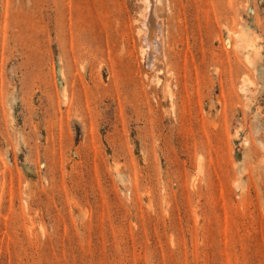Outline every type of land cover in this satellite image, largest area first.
I'll return each mask as SVG.
<instances>
[{
	"label": "rangeland",
	"instance_id": "obj_1",
	"mask_svg": "<svg viewBox=\"0 0 264 264\" xmlns=\"http://www.w3.org/2000/svg\"><path fill=\"white\" fill-rule=\"evenodd\" d=\"M144 1L0 0V264H264V0Z\"/></svg>",
	"mask_w": 264,
	"mask_h": 264
},
{
	"label": "bare ground",
	"instance_id": "obj_2",
	"mask_svg": "<svg viewBox=\"0 0 264 264\" xmlns=\"http://www.w3.org/2000/svg\"><path fill=\"white\" fill-rule=\"evenodd\" d=\"M159 0H154V2H158ZM152 0H148V1H144V7H145V10L143 11V12H145V13H143V19H142V21L140 22V24H142L141 26L143 27H141L142 28V30L143 29H145L144 28V26L147 28V27H149V25H150V18H153V16H151V15H154V12H153V8L156 6H152ZM154 5V4H153ZM155 9V8H154ZM156 20V19H155ZM159 21H161L160 19H159ZM152 22H153V20H152ZM161 23V22H160ZM157 24H155V26H156ZM154 26V27H155ZM160 26V25H159ZM140 28V29H141ZM153 29V28H152ZM155 29V28H154ZM146 31V30H145ZM145 31H144V34H145ZM151 31V30H150ZM154 32V31H153ZM156 32H159V29H158V31H156ZM231 32V31H230ZM146 35H145V40H143L144 42H145V44H143V41H142V47H143V53L145 54V57L147 58V63H148V66L149 65H153L154 64V59L157 57V55H158V51H156L155 49L157 48V46H159V45H154V41H156V42H158V44H159V42H161V37H160V33L159 34H157V35H155V36H157V38H155V39H153V38H150L149 37V34H151L150 32H149V34H148V30L146 31ZM143 34V35H144ZM154 34H155V32H154ZM237 35H238V33H237ZM152 37H153V35H151ZM162 42H163V40H162ZM161 42V43H162ZM154 46H156L155 48L153 47V45ZM161 47V46H160ZM159 49V48H158ZM160 50V49H159ZM161 52V51H160ZM164 57V56H163ZM158 59V58H157Z\"/></svg>",
	"mask_w": 264,
	"mask_h": 264
}]
</instances>
